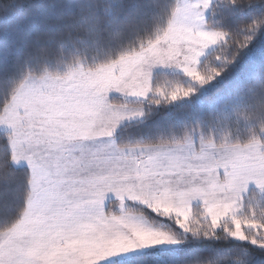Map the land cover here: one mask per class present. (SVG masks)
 <instances>
[{"label":"snow or ice","instance_id":"1","mask_svg":"<svg viewBox=\"0 0 264 264\" xmlns=\"http://www.w3.org/2000/svg\"><path fill=\"white\" fill-rule=\"evenodd\" d=\"M6 3L0 264H264V0Z\"/></svg>","mask_w":264,"mask_h":264},{"label":"trees","instance_id":"2","mask_svg":"<svg viewBox=\"0 0 264 264\" xmlns=\"http://www.w3.org/2000/svg\"><path fill=\"white\" fill-rule=\"evenodd\" d=\"M163 2L164 0H161V3ZM0 4L4 5V8L0 10V69H6L14 65L35 46L53 13L44 7L27 12V4H25V9L17 12L14 11L15 5L6 3V0H0ZM145 14L150 16L152 12L146 11ZM162 14L161 12V16ZM52 70H56V67L52 66ZM60 70L64 69L61 67ZM232 120L235 121V116ZM241 126L242 128L247 127L243 121H241ZM8 132L0 129V135H7ZM2 222L3 219L0 218V223Z\"/></svg>","mask_w":264,"mask_h":264},{"label":"clouds","instance_id":"3","mask_svg":"<svg viewBox=\"0 0 264 264\" xmlns=\"http://www.w3.org/2000/svg\"><path fill=\"white\" fill-rule=\"evenodd\" d=\"M79 16L73 13H69L67 17V30L74 31L78 26ZM41 41H47V35H42L39 38Z\"/></svg>","mask_w":264,"mask_h":264},{"label":"rangeland","instance_id":"4","mask_svg":"<svg viewBox=\"0 0 264 264\" xmlns=\"http://www.w3.org/2000/svg\"><path fill=\"white\" fill-rule=\"evenodd\" d=\"M0 129L10 131V128L6 125H0Z\"/></svg>","mask_w":264,"mask_h":264},{"label":"crops","instance_id":"5","mask_svg":"<svg viewBox=\"0 0 264 264\" xmlns=\"http://www.w3.org/2000/svg\"><path fill=\"white\" fill-rule=\"evenodd\" d=\"M1 130H3V129H1ZM5 131H7V130H5Z\"/></svg>","mask_w":264,"mask_h":264}]
</instances>
